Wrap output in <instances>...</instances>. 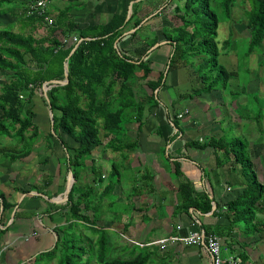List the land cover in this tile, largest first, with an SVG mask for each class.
<instances>
[{
	"label": "crops",
	"instance_id": "1",
	"mask_svg": "<svg viewBox=\"0 0 264 264\" xmlns=\"http://www.w3.org/2000/svg\"><path fill=\"white\" fill-rule=\"evenodd\" d=\"M59 1L62 6L53 8L51 1L46 0V11L54 13L55 18L68 2L76 1L77 4L80 0ZM89 1L87 4L78 3V9L67 6L71 7L69 17L78 28L105 24L114 14L125 15L126 18L129 4L134 0ZM15 3L18 2L5 0L1 7L3 14L10 15L9 9L12 10ZM152 3L155 4V0ZM134 5L132 13L137 10ZM140 11L143 14L135 17L136 20L142 19L140 25L133 28L134 20L127 24L123 38L118 40V47L130 55L139 47L140 39L137 36L138 42L133 46L131 34L141 26L146 37L157 32L158 43L162 44L151 51L150 48L143 59L151 68L149 80H156L161 73L163 79L154 90L159 104L152 110L146 107L140 132L137 123L125 126L123 140L131 144L132 149L114 152L105 149L103 142L91 155L102 167L103 176L105 169L109 173L113 164L119 168L121 177L130 168L141 176V191L139 189L135 206L125 219V231H132L135 235H123L112 225L109 229L129 242L128 246H156L155 242L159 240L184 238L207 230L220 238L223 258L233 257L243 264H264V107H254L258 104L259 95H264V70L257 69L264 63V55L256 56L255 64L252 57L250 64L244 67L241 54L224 49L230 45L220 47L218 63L230 76H225L215 88H210L212 84L203 86L200 82L203 74H199L203 58L194 57L187 65L168 72L171 42L165 41L160 34L161 26L168 23V20L164 21L167 16L159 7L151 9L149 0ZM240 73L244 77H240ZM144 83L139 82L140 94L150 96L152 91L145 90ZM44 143L46 147L38 146ZM58 146L62 150L59 144H53V150H50L47 138L39 137L28 157L10 163L13 167L22 165L26 170L33 167V172L28 174V180L33 179L29 192L14 186L8 188L0 181V192L14 203L3 213L0 199V229L5 230L0 239L1 264H9L12 260L19 264L37 254L38 250L51 248L55 242L53 229L63 224L64 218L59 212H52L49 216L53 211L49 204L54 203L31 193L47 198L62 196L67 172L64 168L60 170L64 154L61 156L60 152H63ZM39 148L47 149L41 153L40 160L36 154ZM44 159L46 164L42 163ZM48 179L51 183L46 188L43 184ZM91 181L92 176L84 172L81 184H90ZM182 184L192 190L198 201L208 199L210 211L203 213L195 207L184 209L183 196L179 192ZM122 190H118V201L124 200L120 195ZM246 190L255 199L252 211H230L229 203L241 197ZM104 203V208H111L114 201L111 203L105 199ZM15 206L17 208L12 215ZM107 214L117 215L103 210L99 225L105 222ZM158 248L163 260H169L168 264H211V256L204 246H185L174 241L167 242L164 249Z\"/></svg>",
	"mask_w": 264,
	"mask_h": 264
},
{
	"label": "trees",
	"instance_id": "2",
	"mask_svg": "<svg viewBox=\"0 0 264 264\" xmlns=\"http://www.w3.org/2000/svg\"><path fill=\"white\" fill-rule=\"evenodd\" d=\"M237 1L177 0L179 5L173 8L174 21L163 25L160 30L165 41L171 42L168 72L187 65L194 57H202L199 69V74H203L201 85L212 84L210 88H215L219 86L220 80L223 82L225 76H230L218 63L220 49L216 39L220 18L217 11H222L224 18L230 20ZM241 1L249 6L243 12L249 31L245 53L248 56L264 40V0ZM4 2L5 0H0V15L3 14L1 7ZM145 2L134 5L137 10L127 22L125 15L114 14L105 24L83 28H78L69 17L71 7L60 10L58 16L51 19V24L45 22V17L49 15L47 11L42 16L35 13L27 15V8H24L21 14L23 26H29L31 32L37 26H47V34L39 38L32 33H15L13 25L0 28V164L6 161L14 163L31 154L41 136V130L33 121L35 114L32 106L27 105L46 81L63 78L65 59L76 43L84 39L68 61V83L47 91L56 138L51 131L44 136L47 138L48 149L53 150L55 140L62 147L64 155L60 160V170H71L75 182L68 202L63 206L49 204L53 210L49 212V216L52 212H59L64 218L63 224L53 229L56 235L53 246L33 255L28 264L169 262L167 259L163 260L156 246H128L127 242L116 246L111 243L106 234V231L111 230L100 226L99 220L105 206L103 199L121 181L120 170L113 164L107 177L103 176L102 167L91 158L93 151L103 142L105 149L114 152L131 150L132 145L123 140L126 124L137 123L140 132L146 107L147 110H152L159 104L154 90L161 84L163 73L156 80H149L151 68L148 61L143 59L148 50L158 43L157 32L146 37L144 32L142 35L139 33L144 29L141 26L131 34V42H138L137 36L140 38L137 43L139 49L136 48L140 55L136 58L128 55L124 48L118 47V43L117 48L114 47L115 42L123 38L127 24L134 20L133 28L140 25L142 19L136 20L135 17L143 14L140 10ZM9 11L13 13L14 8ZM57 32L66 42L57 38ZM73 36L77 38V42L71 41ZM86 38L90 40H85ZM227 45H230V39L224 41L221 47ZM137 73L141 75L137 76ZM140 81H145L144 86L152 91L150 96L140 94ZM42 100L46 104L43 97ZM4 138H9L12 142L4 144ZM42 161L43 164L47 162L46 159ZM84 172L92 176L90 184H81ZM115 176L116 183L112 180L103 188L98 202L95 196L99 190L98 182ZM63 181L65 183V178ZM50 183L48 179L43 185L47 188ZM179 192L183 196L184 209L195 207L203 213L210 211L208 199L198 201L186 185H180ZM0 199L3 213L14 206L1 192ZM254 201L250 191L246 190L241 197L229 203L228 209L232 212L252 211ZM98 232L102 234L98 235ZM118 232L124 235L123 232ZM204 232L209 234L207 230ZM4 233L5 230L0 229V239ZM112 248L115 250L114 256H111Z\"/></svg>",
	"mask_w": 264,
	"mask_h": 264
},
{
	"label": "rangeland",
	"instance_id": "3",
	"mask_svg": "<svg viewBox=\"0 0 264 264\" xmlns=\"http://www.w3.org/2000/svg\"><path fill=\"white\" fill-rule=\"evenodd\" d=\"M9 1L11 2L12 0H9ZM15 1L18 3H15V5H14L15 7L13 6L15 8L13 13H11L10 15H9V13L0 15V28L5 27L6 25H13L12 30L15 33H22L25 35L32 33L33 36H35L36 38L45 36L47 34V30H46L47 26H45V25L44 26H37V29L35 31L31 32L30 27L29 26H27V27L23 26V24L21 22V18H22L21 14H22L24 8H27L32 0H15ZM50 1L52 3L51 7H53V8H55V6L56 7H60V5L62 6V3L59 0H50ZM71 2H68L67 5L66 6L64 5L63 8H66L67 6L71 5L73 7V9H78L79 8V6L77 5L78 3L87 4L90 1L89 0H80L77 2V4H76V1H71ZM100 2H107V0H100ZM150 2H151V9H153L154 7H159L162 14H165L167 16V17H165L167 19H164V21L170 20L168 23H171L174 21L173 8L175 7V5L176 6L179 5L177 0H174V3L173 2L171 3V0H155V2H156L155 4L152 3V0H150ZM162 5H164L165 7L163 6L164 7L163 8ZM248 8H249L248 3L243 2L241 0H238L236 6L232 10L230 20H227L224 18L222 11H220V10L217 11L218 16L220 18V23L218 25V30H217V39H216V42L218 44L219 49H220L222 42L224 40L230 39L231 44L227 48L231 49V50H236L239 54H241L242 57L245 56V53H246V50L248 47L249 31L246 27V21L244 19L243 12L245 9H248ZM50 15H52V16H50ZM50 15L48 17L54 20L56 15H54V13H50ZM161 27L163 28V25ZM139 33L141 35L143 34L142 31ZM56 34H57L56 36L58 39H60V40L63 39V36L59 32H57ZM144 35H146V34L144 33ZM143 36H142V38H143ZM132 45L136 46V42H133ZM131 55H133L136 58L140 55V52L135 51V53H133ZM259 55H264V40H263V42L260 43L258 48H256L252 54L243 57V59H242L243 66L245 67V66L249 65L252 57L254 58L252 63L255 64V62H257V60H258V58L256 56H259ZM254 67H255V65H254ZM257 69H258V71H261V70L263 71L264 70V63L262 64V66L260 68L257 67ZM0 73H1V71H0ZM8 74H10V73H8ZM259 74H261V73H258V75ZM240 77H244V75L242 73H240ZM263 77H264V73H263ZM1 81H2V78L0 77V82ZM145 90L150 92V90L147 89V87ZM259 98L260 99L258 100V104H254V107L258 108V109L264 107V95H259ZM38 105H40V106H38ZM259 105L260 106L263 105V107H259ZM30 106H32V111L35 114L33 121L41 130V136L40 137L44 138V136L47 135L48 132L50 131V123H49V110H48L46 104L44 103V101L42 100V91L41 90L36 91L35 97H33L31 103L27 105V107H30ZM9 142H12V140L9 138L2 139V143H4V144H8ZM54 144L57 145L56 140L54 141ZM39 145H43V147H46V146H44L45 143L44 144H38V146ZM36 150H37L36 154L38 155L39 160H40L41 153L44 154V152L47 151L46 148H39ZM60 151H62L61 148H60ZM60 154H61V156L63 155V153H61V152H60ZM32 157H33V153H32ZM32 164L33 163H31V165ZM37 165H40L41 167H43V165L40 164V162H37ZM50 167H49V169L53 171L52 167L51 168ZM106 167H108V166H106ZM32 169H33V167H30L29 170H26V168H23L22 165H18V166L14 165V167H13V165L11 166L9 161L3 162L0 164V171L3 172L2 176H1V172H0V177H1L0 181L3 182V184H5L8 188H13V186H14V187L21 188L23 190H27L29 192V189H30L29 185L33 184L32 183L33 179L28 180V178H29L28 174H29V172H31V173L33 172ZM108 171H106V169H105V176L106 177L108 175ZM115 179H116V176L114 178H107V179L103 180L102 182H98L99 190H97L95 193V196L97 197L98 202L101 200L99 193L103 190V188L107 184L112 182V180L114 181V183H116ZM140 184H141V176L137 175L131 168L128 169V171H126L125 174L122 175L119 187L116 186L118 188V189H116L117 192L116 193L112 192L108 197L103 199V200H105V199L109 200V202H111V203L114 201L113 206L111 208L110 207L104 208V211H110L111 213L115 212L117 215H115L114 217H113V215H109V214L105 215V217H104L105 222H102L100 224V226H102V227L104 226L106 228L108 227L107 230H110L109 228L112 225V227H114L116 230L123 232L125 235H127L129 237H133V235H135V233L132 231H129V232L125 231V224H126L125 219L130 215L132 208L135 206L134 201L136 200V195L138 193H140V191H141ZM119 188L123 189L122 192L120 193V195H123L124 200H122V201H124V202L118 201V199H119L118 197H120L119 192H118ZM136 189H137V191H136ZM139 189H140V191H139ZM60 197H62V196H60ZM100 217H101V215H100ZM111 218H112V220H111ZM122 219H123V221H121ZM110 222H112V223L110 224ZM100 234H102V233L98 232V235H100ZM106 234L108 235V238L110 239L111 243L112 244L115 243L116 246L122 244V242H127L123 237L119 238L116 232L106 231ZM136 234H138V233H136ZM54 241H55V238H54ZM159 241L155 242L156 247H159V245H158ZM127 243L129 244V242H127ZM49 249L50 248H46L45 250L44 249L38 250L37 253L44 252V251H47ZM115 250H116V247H115ZM115 250H114V248L111 249V252H112L111 256H114ZM31 261H32V259L27 258L20 263L23 264V262H24L25 264H28ZM7 263H8V260H7ZM15 263H16L15 260H12L11 262H9V264H15ZM0 264H1V262H0ZM93 264H95V263H93Z\"/></svg>",
	"mask_w": 264,
	"mask_h": 264
},
{
	"label": "built area",
	"instance_id": "4",
	"mask_svg": "<svg viewBox=\"0 0 264 264\" xmlns=\"http://www.w3.org/2000/svg\"><path fill=\"white\" fill-rule=\"evenodd\" d=\"M47 10V2L46 0H32L27 7V15L37 14L39 16L44 15ZM51 19L49 17H45V22L51 24ZM63 42L66 40L62 39ZM72 42H77V38L75 36L71 39ZM182 117V115H179ZM180 241L185 246H204L208 254L211 256V264H243L241 261L229 257L223 258L221 255V240L218 236L214 234H206L205 232H196L191 233L187 237L177 238L173 237L166 240H160L158 245L161 249H164L167 242Z\"/></svg>",
	"mask_w": 264,
	"mask_h": 264
},
{
	"label": "water",
	"instance_id": "5",
	"mask_svg": "<svg viewBox=\"0 0 264 264\" xmlns=\"http://www.w3.org/2000/svg\"><path fill=\"white\" fill-rule=\"evenodd\" d=\"M142 1H144V0H134V1H131L130 2L129 7H128V12H127V15H126V18H125V22H127L129 20V18L131 17V15H132V6H133V4H137V3L142 2ZM133 31L134 30L130 31L129 33L133 32ZM125 34H127V33H125ZM83 40L84 39H81V40H79L76 43V45L74 46V48L71 50V52L69 53V55L65 59V61L63 63V78L61 80L53 79V80L46 81L43 84V86L41 87L42 97L44 98V100H45V102L47 104V108L49 110L50 131H51V133L53 134V136L55 138H56V135H55L54 130H53V128H54L53 112L51 110V104H50V101H49V98H48V95H47V91L50 90L53 87L65 86L68 83V69H69L68 61H69L71 55L74 53L75 49L79 46V44ZM85 40H90V38H86ZM117 43H118V41H116L115 44H114V47L115 48H117ZM161 44L162 43L155 44L150 49V51L153 50V49H155L156 47H158ZM65 154H66V157L68 158V154L67 153H65ZM74 182H75V179L73 178V174H72L71 170H68L67 171V179H66L65 190H64V192L62 194V197L47 198L46 196L41 195L39 193H33L32 192L31 194L32 195L33 194H36V195L42 196L43 198H45L46 200H48L51 203L64 205L66 202H68L69 193L71 191V188H72ZM16 208H17V206H15V208L13 209L12 215H14ZM1 212H2V204H1ZM53 234H54L55 240H56V235H55V233H53Z\"/></svg>",
	"mask_w": 264,
	"mask_h": 264
}]
</instances>
